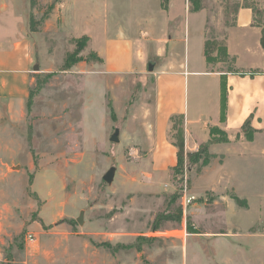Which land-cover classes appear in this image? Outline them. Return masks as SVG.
I'll return each instance as SVG.
<instances>
[{
  "label": "rangeland",
  "instance_id": "1",
  "mask_svg": "<svg viewBox=\"0 0 264 264\" xmlns=\"http://www.w3.org/2000/svg\"><path fill=\"white\" fill-rule=\"evenodd\" d=\"M60 2L36 0L33 4L32 0H22L15 6L19 26L28 25L31 14L40 22L36 31L29 32L36 51L35 63L40 65L38 71L32 70L42 84L37 87L34 82L33 99L29 108L27 100L20 117L0 100V264H218L211 252L206 260L192 249L184 260V243L191 235L199 237L206 230L221 234L225 230L221 224L226 205L221 201L213 206L218 197L212 192L196 197L184 208L192 172L202 169L201 160L191 164L185 152L180 172L173 167L165 179H150L146 172L151 169L146 159L135 158L133 145L110 141L116 128L126 126L120 114L130 115L131 104L150 106L157 76L154 68L150 70L147 65L136 73L135 79L148 77L145 83L133 80L118 86L116 105L107 83L98 79L89 82L88 74L73 70L74 65L86 60L98 69L101 58L93 50L88 52V44L79 51L81 60L64 70L68 54L77 50V41L86 34L76 37L68 33L60 18L52 30L39 34ZM243 2L201 0V8L193 10L195 14L190 17L191 62L201 61L198 47L203 26L211 55L217 59L208 63L209 70L220 74L236 70L234 59L226 55L224 48L228 30L235 23L236 5ZM167 4L168 0L162 3L165 8ZM258 6L264 9V1L259 0ZM43 16L46 18L42 22ZM259 24L264 26V15ZM148 63L159 64L152 53ZM187 90L191 107L201 104L208 112L214 111L219 101L215 81L194 76ZM179 127L184 129L183 120L175 117L173 141ZM211 127L223 129L219 125ZM210 145L208 153L214 157ZM111 166L118 168V175L113 183H107L103 175ZM247 167L245 164L243 175L238 174L237 186L249 184L250 191L261 194L258 203L264 218L262 177L256 168ZM138 172L140 177H134ZM245 175L247 178L242 179ZM229 194L237 196L233 191ZM195 202L216 211L217 221L205 216L203 222L192 218L189 208ZM237 204L246 209L248 201L242 198ZM81 215L83 221L78 220ZM157 215L166 218L155 230ZM251 218L245 210L242 220ZM258 230L264 232V226Z\"/></svg>",
  "mask_w": 264,
  "mask_h": 264
},
{
  "label": "crops",
  "instance_id": "2",
  "mask_svg": "<svg viewBox=\"0 0 264 264\" xmlns=\"http://www.w3.org/2000/svg\"><path fill=\"white\" fill-rule=\"evenodd\" d=\"M21 1L0 0V5H4L0 8V100L8 103L9 110L19 117L36 81V73L32 69L37 64L29 24L18 25L20 17L15 11V6ZM163 1L61 0L51 18L45 20L38 32L43 34L52 30L60 18L61 26L68 33L76 37L86 34L89 38L86 46L88 52L89 49L95 51L101 61L98 62L97 70H94V64L87 60L74 65L73 70L88 74L86 78H89V82L98 79L107 83L114 105L119 96L118 86L133 80L145 83L147 76L135 79V75L143 67H149L151 63H148V59L151 53L157 58L159 64H152L157 76L154 93L150 92L151 104L142 108L136 102L129 107L130 115L124 112L120 114L126 126L121 130L118 128V143L133 145V154L137 153L135 158L146 159L145 164L151 169L146 175H149L150 179H165L170 168H173L178 160V148L174 145L171 135L175 117L183 120L187 153L196 151L201 144L211 139V126H221L228 133L230 142L210 145L214 157L200 171L192 172L189 195L200 197L212 192L218 197L213 206L223 201L226 205L225 220L221 226L225 230L221 234L206 230L202 231L199 237L191 235L184 243V260L189 249H192L205 256L206 260L207 255L209 257L208 252H211L218 264H264V232L258 230V227L264 226L261 206L258 203L261 194L255 195L250 191L249 184L237 186L236 182L239 179L238 174L243 175L244 172L241 171L245 169L244 165L248 164L247 170L251 167L258 170L264 187L262 29L254 23L251 8L241 6L238 9L235 23L227 33V53L234 59L236 70L259 69L262 72L253 77L227 73V114L226 121L221 122V74L224 72L220 74L209 70L203 26L198 22L203 36L198 47L201 61L191 62L190 17L195 14L191 11V2L168 0L165 8ZM194 76L200 80L208 78L215 81L216 88H219V101L212 113L201 104L197 107L190 106L187 85L189 79ZM147 97L148 94L143 98ZM143 102L147 103V100L144 99ZM247 118H250L251 126L256 130L253 140H247L242 132ZM96 147L99 148L97 144ZM230 153L235 156L231 157ZM221 155H224V159H221ZM120 158L121 156L118 159ZM139 174L138 172L134 177L139 178ZM117 175L116 167L113 182ZM245 178L246 175L242 177ZM230 191L248 201L246 209L238 207L232 194H229ZM256 199L257 203L254 204ZM207 206L205 203L195 202L190 206L189 213L200 222L205 218L216 222V211ZM245 210L252 216L246 222L242 220ZM238 216H241L240 219Z\"/></svg>",
  "mask_w": 264,
  "mask_h": 264
},
{
  "label": "trees",
  "instance_id": "3",
  "mask_svg": "<svg viewBox=\"0 0 264 264\" xmlns=\"http://www.w3.org/2000/svg\"><path fill=\"white\" fill-rule=\"evenodd\" d=\"M36 0H32V3L34 4ZM264 1V0H263ZM191 4L193 5V8H191V11L193 10H199L201 8V0H190ZM259 4V0H244V2L238 3L236 5V13L238 11V9L242 6V7H248L251 8L254 14V22H259L261 23V19L262 16L264 15V9L260 8L258 6ZM45 16L42 17V22L45 20ZM257 26H261V24H259ZM38 25H40V22L35 21L34 19V15L31 14L30 16V21H29V28L31 31H36L38 28ZM263 31H262V38H261V43L262 46L264 48V26L262 27ZM88 36L84 35L82 38H80L77 41L78 44V48L74 53L68 54L67 59L65 61L64 64V70L69 69L73 64H75L76 62H78L79 60H81V58L79 57V51L81 49H83L88 41ZM205 54H206V60L208 63H211L212 61H216L217 59L215 57H212L211 52H210V46H209V42L206 41V46H205ZM225 53L227 56V49L224 48ZM229 72L233 73V74H238L241 76H245V75H250V76H254L256 74H260L262 71L259 69H253L251 71H244V70H235L232 72V70H230ZM49 76V75H48ZM36 84L37 87L39 85L42 84V80L40 79V77H38V75H36ZM34 96V90L33 88L30 90L29 93V97H28V108L31 104V100L33 99ZM227 99H228V83H227V72H224L221 74V113H220V121L221 122H225L226 121V114H227ZM111 115L114 116V111L112 109ZM177 133H176V141H174V145H176V147L178 148V153H177V164L174 166L175 171L180 172L182 170L183 167V162H184V155H185V140H184V129L182 127H179L176 129ZM242 131L244 132V135L246 137L247 140H253L254 139V133H255V129L251 126V120L250 118H247L246 121L244 122L243 126H242ZM210 133H211V139L206 142L203 143L200 146V149L197 152H188L187 155L189 157V161L191 164L194 163H199L201 160V166H206L210 163L211 158L213 157L212 155H210L208 153V146L209 144L212 143H228L230 142L228 133L219 128V127H211L210 128ZM218 135V137H217ZM178 196V195H177ZM177 196H174L177 197ZM233 198L237 201V203L241 202V199L238 196H233ZM162 218H166L165 215H157L155 220H154V229L158 230L160 227V222L162 220Z\"/></svg>",
  "mask_w": 264,
  "mask_h": 264
},
{
  "label": "water",
  "instance_id": "4",
  "mask_svg": "<svg viewBox=\"0 0 264 264\" xmlns=\"http://www.w3.org/2000/svg\"><path fill=\"white\" fill-rule=\"evenodd\" d=\"M40 69L39 64H35L34 65V70L38 71ZM149 69L152 70L153 69V65L150 64L149 65ZM110 141L112 142H119L120 141V131L117 128L115 130V132L110 136ZM115 173H116V167L112 166L108 169V171L104 174L103 179L107 182V183H112L115 177ZM83 215H81V217L78 219L79 221H83Z\"/></svg>",
  "mask_w": 264,
  "mask_h": 264
},
{
  "label": "built area",
  "instance_id": "5",
  "mask_svg": "<svg viewBox=\"0 0 264 264\" xmlns=\"http://www.w3.org/2000/svg\"><path fill=\"white\" fill-rule=\"evenodd\" d=\"M184 191L187 194L186 189ZM195 199H196V196H194V195H189V194L185 195V198L183 201L184 208H187L192 202L195 201ZM29 236H30V238H32V235H29Z\"/></svg>",
  "mask_w": 264,
  "mask_h": 264
}]
</instances>
